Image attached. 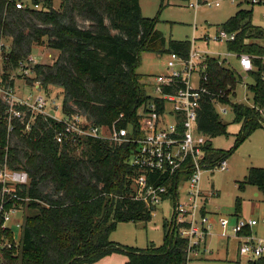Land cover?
<instances>
[{"label":"trees","instance_id":"1","mask_svg":"<svg viewBox=\"0 0 264 264\" xmlns=\"http://www.w3.org/2000/svg\"><path fill=\"white\" fill-rule=\"evenodd\" d=\"M167 1L161 0L160 10ZM235 1L238 10L223 28L238 32L236 41L228 43L230 50L253 56L254 105L231 102L234 121L242 124L241 129L231 151L212 142L207 145L210 166L228 158L264 121L260 112L264 111V27L253 24L255 3ZM16 2L0 0V57H4L1 43L6 41L10 48L3 60L13 69L28 60L35 46L58 51L52 64L33 66L35 78L45 87H61L66 108L86 114L98 125L140 122L139 107L148 99L145 75L138 72L143 52L163 58L172 51L186 55L190 47L189 40L167 39L156 27L158 17L143 15L140 0H61L59 8L53 0H32L23 8H17ZM0 79L15 88L14 79L6 73ZM206 84L209 93L201 104L199 126L212 139L227 134L212 100L227 103L238 79L213 58ZM17 107L24 119L9 120L8 105L0 99V166L28 173L29 183L16 189L19 199L4 195L6 209L16 203L19 209L27 207V212L20 252L3 246L0 264H91L114 253L127 256L125 264H181L192 259L187 240L171 233L168 222L161 246L151 243L140 248L111 239L119 222L152 217L145 203L132 199L133 169L127 147L93 138L78 147L60 145L55 139L58 122L37 115L27 129L30 113L26 107ZM247 185L264 195V167L249 169L238 188L245 191ZM2 188L0 183V201ZM242 200L241 196L236 199L237 216ZM5 229L13 237L12 229ZM249 264H264V256Z\"/></svg>","mask_w":264,"mask_h":264},{"label":"built area","instance_id":"2","mask_svg":"<svg viewBox=\"0 0 264 264\" xmlns=\"http://www.w3.org/2000/svg\"><path fill=\"white\" fill-rule=\"evenodd\" d=\"M222 0H188L189 7L199 8L201 5L209 7L221 5ZM235 1V0H234ZM262 3L264 0H251ZM17 8L25 7L22 1L16 2ZM38 7V5H36ZM238 32L225 28L218 29L213 37L206 35L204 41L209 44L215 41L220 44L236 41ZM197 38L190 41L186 55L172 51L163 56L164 70L147 74L144 82L147 87L148 99L138 110L139 123L129 122L126 126L98 125L86 114L80 111H70L65 103L62 105L57 97L51 93V87L46 88L42 83H34L31 91L24 98H19L15 88L0 79V99L8 105L9 120L24 119L22 110L17 106L26 107L29 114L27 129L37 115L50 117L60 124L55 139L60 145L78 147L90 138L125 146L128 149V163L133 169L131 184L132 199L141 201L152 212L166 199L175 203L171 225V233L187 240L188 258L198 257L201 247L207 251L206 240L212 227L217 223L223 238L236 237L239 240V253L257 259L264 256V239L257 238L252 229L260 222L254 218L238 217L234 224L225 216H219L217 222L208 216L209 196L201 187L204 173L207 169L228 170V160L224 158L213 166L206 162V148L212 142L199 126V111L205 96L209 93L210 60L217 59L220 64L230 68L237 76L238 84L245 82L243 73L250 74L255 70L253 56L246 52L230 50L226 58L214 57L206 47H201ZM5 48V49H4ZM5 42L1 43V52L9 50ZM237 58L241 73L228 65V56ZM32 58V57H31ZM6 59L0 57V61ZM39 63L34 58L21 62L19 69L24 73H31L33 66ZM230 64V63H229ZM236 86V88H237ZM236 88L229 94L232 102ZM214 108L221 104L219 100H212ZM62 111V115L58 113ZM227 108L223 109L226 113ZM264 114V111H260ZM10 129L12 127L10 126ZM26 171L13 170L7 166L0 168V183H2V199L0 201V217L2 227L7 228L11 217L20 209L16 203L5 208L4 195L19 199L16 194L18 186L29 183ZM189 183V190L185 200H181L179 193L180 182ZM9 200V199H8ZM264 224V219H262ZM21 227V225H18ZM10 228V227H9ZM181 264H188L183 262Z\"/></svg>","mask_w":264,"mask_h":264},{"label":"rangeland","instance_id":"3","mask_svg":"<svg viewBox=\"0 0 264 264\" xmlns=\"http://www.w3.org/2000/svg\"><path fill=\"white\" fill-rule=\"evenodd\" d=\"M18 1V0H16ZM26 4L32 5V0H21ZM54 7L59 8L61 0H53ZM143 15L147 17H158L156 27L167 39L189 40L197 38L201 47H206L211 51L214 57L226 58V54L231 52L228 43L220 44L210 41L207 44L204 39L206 35L213 37L218 29L229 17L234 15L238 10V1L222 0L219 7H209L201 5L197 9L189 7L188 0H168L167 5L160 10L161 0H140ZM243 7H250L249 4L243 3ZM253 24L264 27V2L255 3L253 8ZM10 42H5L8 49ZM8 52V51H7ZM6 51L3 52L5 56ZM2 57V56H1ZM34 58L39 63L52 64L57 57V51L51 48L35 46L28 59ZM228 65L241 73V67L236 57L228 56ZM264 60V55L261 56ZM164 70L163 59L156 54L143 52L141 64L138 72L141 74H153ZM7 74L15 82V92L19 98H24L31 91L34 83L42 81L35 78V73H24L19 68L13 69L11 64H5L4 60L0 61V75ZM246 77L245 82L239 83L236 88V95L233 102L242 103L248 106L254 105L253 94L250 85L254 83L251 74L243 73ZM51 93L57 97L59 102L64 104V92L59 86L49 85ZM49 86H46L47 88ZM227 108L224 113L223 109ZM216 112L220 120L227 125V134L219 135L212 138V145L216 148L231 151L235 146L237 135L241 129V123L235 122V114L231 103H221L215 106ZM62 115V111L58 113ZM264 115V114H263ZM228 170H212L207 169L203 175L201 187L203 192L209 196L207 210L210 212L208 216L216 222L219 216H225L234 224L237 218H254L260 220L258 226L252 229L257 238L264 239V195L252 185H247L245 191H240L238 182L245 179L251 167H264V121L263 126L257 128L249 137H247L227 158ZM7 166H0V168ZM189 190V183L180 182L179 193L180 199L185 200ZM259 193V195H256ZM242 197L241 212L236 215V199ZM175 203L171 199H166L152 212L149 221H122L117 225L116 230L111 233V239L128 246L146 248L153 243L161 246L164 243V223H170L173 218ZM27 212L24 206L15 215L11 217L8 226L13 231V237H8L7 229L2 227L0 222V258L2 257L1 249L14 247L13 250L18 254L20 252V236L21 229ZM18 225H21L19 227ZM221 228L215 223L206 240L207 251L204 252L201 247L200 255L188 261V264H249L251 257L241 256L239 253V240L236 237L223 238L220 235ZM114 257L122 260L126 257L124 254L114 253ZM116 264H124L122 262Z\"/></svg>","mask_w":264,"mask_h":264},{"label":"crops","instance_id":"4","mask_svg":"<svg viewBox=\"0 0 264 264\" xmlns=\"http://www.w3.org/2000/svg\"><path fill=\"white\" fill-rule=\"evenodd\" d=\"M141 5H142V3H141ZM57 55H58V51H57ZM256 195H259V193H256ZM259 224H261V223H259ZM114 256L115 255H112V254L111 255H108V256H105L101 260H99L97 262H94V263H91V264H116V263H119V262H122L123 263V261H124V264H125V262L127 261V256L126 257H123L122 260L120 258L114 257Z\"/></svg>","mask_w":264,"mask_h":264}]
</instances>
